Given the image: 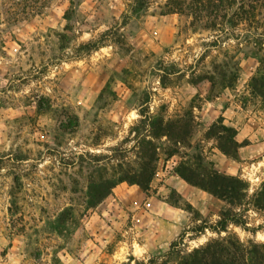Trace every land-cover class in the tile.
Instances as JSON below:
<instances>
[{"label":"rangeland","instance_id":"374dc122","mask_svg":"<svg viewBox=\"0 0 264 264\" xmlns=\"http://www.w3.org/2000/svg\"><path fill=\"white\" fill-rule=\"evenodd\" d=\"M192 20L170 0H0V264H164L173 242L185 252L216 238L184 236L196 224L187 204L210 224L228 208L176 174L186 155L242 179L250 196L264 186V98L250 88L259 62L242 50L247 27ZM224 60L232 87L208 80ZM147 112L191 113L190 146L168 157L158 142L148 192L118 183L89 208L79 156L132 148ZM220 120L237 132V160L207 137ZM245 218L262 230L230 232L264 243V211Z\"/></svg>","mask_w":264,"mask_h":264},{"label":"trees","instance_id":"16d2710c","mask_svg":"<svg viewBox=\"0 0 264 264\" xmlns=\"http://www.w3.org/2000/svg\"><path fill=\"white\" fill-rule=\"evenodd\" d=\"M145 0H139L143 2ZM175 9L192 18V25H204L207 29L225 26L231 28L245 26L249 33L241 43L245 56H252L259 62L258 75L251 80L252 93L264 98V34L252 36L264 31V0H170ZM243 45V44H241ZM230 61L224 60L214 68V75L208 80L214 85L232 87L238 75L230 67ZM194 120L190 114L166 119L162 113L151 115L141 113L139 122L131 128L135 142L130 149L116 147L111 156H92L89 160L79 156L80 170L86 169L88 180L86 191L89 208L97 206L112 193L118 183L126 182L138 186L148 192L155 177L159 160L160 146L158 142L165 139L168 145L166 155H179L181 148L189 147L193 133ZM234 128L225 126L220 120L207 131V137L217 141L218 149L228 158L237 160L240 144L236 140ZM127 141H131L127 139ZM123 143V144H124ZM133 153V157L130 155ZM176 168V174L187 184L199 188L228 205L222 210L219 219L210 224L187 204L186 210L194 215L196 224L185 231L184 236L193 233L197 237L207 231L216 234L204 244L179 251L177 241L173 242L167 257L172 264H264V243L249 239L244 242L230 227L235 226L256 235L262 228L249 226L245 213L252 208L264 211V186L250 196L248 184L240 178L222 174L211 165H207L199 157L186 155ZM177 205V204H176ZM183 236V235H182ZM181 236V245L184 238ZM156 263V261H150Z\"/></svg>","mask_w":264,"mask_h":264}]
</instances>
